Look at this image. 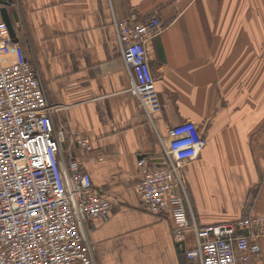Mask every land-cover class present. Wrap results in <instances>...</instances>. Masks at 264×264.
<instances>
[{"label":"crops","instance_id":"1","mask_svg":"<svg viewBox=\"0 0 264 264\" xmlns=\"http://www.w3.org/2000/svg\"><path fill=\"white\" fill-rule=\"evenodd\" d=\"M7 11L65 133L62 165L76 159L111 202L107 218L83 225L96 264H188L180 248L194 245L193 232L177 242L170 214L147 210L134 187L136 159H159L157 134L186 120L206 139L181 168L188 219L264 214V0H13ZM154 15L162 27L146 52L162 104L155 129L127 91L113 27ZM257 241L250 264H264V232Z\"/></svg>","mask_w":264,"mask_h":264},{"label":"built area","instance_id":"2","mask_svg":"<svg viewBox=\"0 0 264 264\" xmlns=\"http://www.w3.org/2000/svg\"><path fill=\"white\" fill-rule=\"evenodd\" d=\"M113 27L129 78L127 91L155 129L162 104L146 45L162 23L154 15L140 22L114 20ZM53 109L37 70L0 21V264H96L83 225L107 218L111 202L76 159L62 165L65 133L55 127ZM157 137L160 158L136 159L134 187L147 210L170 214L177 242L186 229L193 232L194 245L184 251L188 264H250L258 258L264 214L202 226L188 219L181 168L206 145L196 124L186 120L169 127L165 139ZM76 144L92 148L86 136H78Z\"/></svg>","mask_w":264,"mask_h":264},{"label":"water","instance_id":"3","mask_svg":"<svg viewBox=\"0 0 264 264\" xmlns=\"http://www.w3.org/2000/svg\"><path fill=\"white\" fill-rule=\"evenodd\" d=\"M13 3V0H0V14H1V18L2 20L6 23L7 25V28H8V31H9V35L11 37V40L16 43L18 41V38L16 36V33H15V30H14V26H13V23H12V20L8 14V7L11 6ZM180 251H181V254H182V257L184 259V261L186 260L185 259V255H184V251H185V247L183 244H181V248H180Z\"/></svg>","mask_w":264,"mask_h":264}]
</instances>
